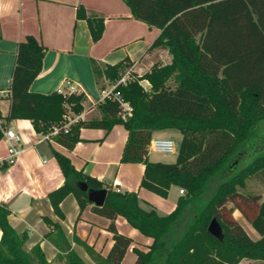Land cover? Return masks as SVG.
I'll return each instance as SVG.
<instances>
[{
    "label": "trees",
    "instance_id": "1",
    "mask_svg": "<svg viewBox=\"0 0 264 264\" xmlns=\"http://www.w3.org/2000/svg\"><path fill=\"white\" fill-rule=\"evenodd\" d=\"M133 17L158 27L161 32L147 51L166 49L172 55L168 63L155 62L139 75L134 62L124 58L101 66L92 59L98 83L103 78L116 82L129 68L130 78L119 84L120 92L133 110L124 118L122 107L112 97L99 104L100 118L78 119L68 128L67 118L84 110V92L31 90V84L43 67L47 47L33 34L18 43L12 71L9 112H0V140L6 121L26 118L38 133L59 130L52 137L68 149L81 140V128L110 131L123 124L128 130L121 162L143 163L141 186L167 197L172 185L184 190L175 209L160 214L154 206L145 208L134 191H117L83 170L71 159L54 150L65 180L49 193L55 213L64 218L61 202L73 194L81 211L88 205L111 220L114 245L107 256L77 238L97 264H121L132 238L115 225L123 216L142 234L152 237L147 250L134 247V264H238L243 258L264 260V200L260 193L240 190L241 176L264 174V127L260 138L254 135L264 122V0H124ZM77 18L87 21L94 41L102 38L105 17L89 12L83 5ZM147 79L146 89L141 81ZM6 120V121H5ZM156 130L182 134L175 161H153L148 144ZM262 149L238 174L217 178L229 164L239 146L246 143L252 153ZM231 162L230 167H234ZM264 181V180H262ZM88 189L106 188L101 206L89 201ZM238 209L253 226L259 238L253 239L234 216ZM11 209L0 203V264H53L40 245L26 250V232L18 233L9 221ZM216 218L224 232L222 240L208 230ZM64 238L66 254L59 264H86L64 237L58 222L46 217Z\"/></svg>",
    "mask_w": 264,
    "mask_h": 264
},
{
    "label": "crops",
    "instance_id": "2",
    "mask_svg": "<svg viewBox=\"0 0 264 264\" xmlns=\"http://www.w3.org/2000/svg\"><path fill=\"white\" fill-rule=\"evenodd\" d=\"M79 5L105 17V30L100 40L94 41L87 21L77 18ZM160 32V28L135 19L124 0H0V89L10 88L18 43L33 34L47 50L42 70L31 84V90L49 93L73 88L76 92H84L86 99L80 119L100 118L99 104L112 83L106 78L97 82L92 59L103 67L130 58L134 62L132 70L141 75L155 62L168 63L172 59L166 49L147 51ZM141 84L146 89L150 87L147 79ZM10 103L9 97H0V112L4 116L9 112ZM6 125L16 130L22 140L13 164L7 161L8 142L4 138L0 140V203L9 205V221L14 229L28 234L25 249L40 245L53 264H59V255L66 254V243L54 225L47 223L46 217L59 223L71 249L86 264L97 263L77 238L103 256H107L114 245L113 232L108 228L111 220L95 213L92 205L81 211L73 194L61 202L65 217L55 213L49 193L61 186L65 177L54 150L67 155L78 170L106 184L112 186L114 178H119L120 190L137 192L145 208L154 206L160 214H168L177 205L181 195L177 185H172L167 197H163L141 186L145 164L121 162L128 139V130L123 124L115 125L109 132L104 128H81V140L73 149L54 139H45L29 119H13L6 121ZM164 131L156 130L153 136L164 137ZM149 158L158 161L152 159L150 153ZM236 211L239 210L234 211L239 220ZM115 225L120 233L132 238L121 264H134V247L147 250L153 238L142 234L123 216L117 217Z\"/></svg>",
    "mask_w": 264,
    "mask_h": 264
},
{
    "label": "rangeland",
    "instance_id": "3",
    "mask_svg": "<svg viewBox=\"0 0 264 264\" xmlns=\"http://www.w3.org/2000/svg\"><path fill=\"white\" fill-rule=\"evenodd\" d=\"M163 60H165V57H163ZM264 127V122L259 123L257 126L254 135L257 138H260L261 135V129ZM164 137H169L175 140L177 144V152L173 154H162L157 152H150V157L155 160H162V161H175L176 155L178 153V149L180 147V143L182 140V134L178 131H170L165 130L164 131ZM258 146L256 147L255 151L252 153V147L247 145L246 143L239 146L238 150L235 152V154L231 157L229 164L221 171L219 176L217 178H214L213 180H220L223 177L231 176L234 174H238L243 168L248 166L255 155L262 149V146L259 145V143L256 141ZM231 162L234 163V167L231 166ZM241 180H244V186L240 187V190H243L245 192L250 193H260L262 196V200H264V174L251 176L248 174H245L241 176ZM235 211V210H234ZM236 214L239 218L240 224L244 227L245 231L253 238L256 239L257 231L253 228V226L242 216V213L240 211H236ZM235 216V215H234ZM264 264L263 259H250V258H243L238 264Z\"/></svg>",
    "mask_w": 264,
    "mask_h": 264
},
{
    "label": "built area",
    "instance_id": "4",
    "mask_svg": "<svg viewBox=\"0 0 264 264\" xmlns=\"http://www.w3.org/2000/svg\"><path fill=\"white\" fill-rule=\"evenodd\" d=\"M130 71L131 68L127 69L122 75L121 77L116 80V82L112 83L110 89L104 91L105 97H112L113 99H115L116 101L119 102L120 106L122 107V116L124 118H127L129 116L132 115V106L131 104L126 101L124 99V97L121 95L120 92L116 91V87L119 84L122 83H126L127 80L130 78ZM67 84H71L70 81H67ZM59 91L66 93V92H76L75 90H73V88L71 89H66V88H61L59 89ZM10 93L9 89L8 90H1L0 89V97L2 96H6ZM103 98V99H104ZM80 119V115L79 114H75L72 116H69L67 118V122L63 125L64 128H68V126L76 121ZM3 138L8 142V157H7V161L10 164L15 163V161L17 160L18 154L20 152V149L18 147V143L22 140L21 135L14 129L12 128H3ZM58 128L55 127L50 133H45L43 134V137L45 139H53V135L56 134L58 132ZM148 148V152H157V153H162V154H173L177 152V144L175 142L174 139L169 138V137H159V136H153L147 146ZM121 185V181L119 178H114L113 182H112V187L117 190V191H121L119 186ZM180 194L184 193V190L182 188H180Z\"/></svg>",
    "mask_w": 264,
    "mask_h": 264
},
{
    "label": "water",
    "instance_id": "5",
    "mask_svg": "<svg viewBox=\"0 0 264 264\" xmlns=\"http://www.w3.org/2000/svg\"><path fill=\"white\" fill-rule=\"evenodd\" d=\"M83 188L88 190V198L89 201L94 204L101 206L105 203L108 195V190L106 188L101 189H88L87 185H84ZM208 230L211 234H213L216 238L222 240L224 238V232L221 224L216 218H213L209 225Z\"/></svg>",
    "mask_w": 264,
    "mask_h": 264
}]
</instances>
